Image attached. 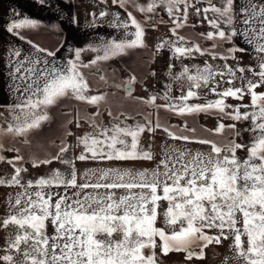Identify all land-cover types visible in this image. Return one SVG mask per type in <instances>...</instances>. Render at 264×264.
Masks as SVG:
<instances>
[{
    "label": "snow or ice",
    "instance_id": "1",
    "mask_svg": "<svg viewBox=\"0 0 264 264\" xmlns=\"http://www.w3.org/2000/svg\"><path fill=\"white\" fill-rule=\"evenodd\" d=\"M38 2L43 5L45 0ZM104 2L107 3V0ZM113 3L124 9L132 6L140 12L151 14H155L158 8L165 10L175 22V27L172 28L174 34L177 28L184 27L187 23L188 8L195 7L190 0H152L146 6L137 4L136 0H113ZM220 3L221 6H216L208 0V7L195 8L196 14L203 12L206 19L209 12L214 14V18L209 19L208 23L215 31L208 32L205 38L231 41L234 37L243 36L245 43L253 46L256 54L254 58L259 68V71L252 67L233 69L226 64V73L232 77L226 82L231 84L236 79V71L243 74L246 70L258 79L255 82L249 79L242 87H228L222 92L211 87L210 91L220 99L209 100L205 104H189L187 102L190 98L198 97L195 89L208 87L210 82L217 83L215 78H223L225 72L215 71L212 64H206L203 68L197 66L196 73L191 74L190 69L185 66L173 79L186 81L187 92H182L178 98L179 103L156 107H164L179 115L218 110L236 121H251L249 130L254 135L250 143H236L233 140L224 146H218L214 141L177 135L165 128L172 139L208 144L211 151L205 154L199 151L193 153L190 149H170L154 169L135 172L111 167L90 169L84 174L85 182L78 183L75 160H154V154L150 150L146 151L139 146V138L145 129L154 132L161 127L158 120L153 126L151 120L145 117L143 124L137 122L135 126L121 127L120 123H116L111 128H102L95 121L99 112L90 116H78V127L79 119H85L96 133H85L77 137L78 145L84 146V152L71 160L64 159L71 146L62 142L55 156L32 159L33 167L50 165L54 161L68 165L71 169L68 174L54 169L48 176L22 183L21 173L27 169L16 167V163L23 161L24 157L16 155L7 161L15 168V174L9 179L0 177V186H19L23 191L17 193L14 204L9 200L10 207L18 211L3 220V227L11 224L17 227L18 232L14 239L8 240L6 254L0 260L5 264H157V238L161 241L163 254L184 251L191 260L194 256L203 259L204 249L208 245L220 244L222 239L232 236L231 247L235 255L226 258L224 264H228L229 259L234 264H264V91H256L264 86V0H246L241 3L239 12L234 11V0H220ZM240 13L243 16L238 19ZM92 15L95 19V13ZM107 15V11L99 13L100 17ZM127 17V20H121L119 13H116L110 23V27L124 29L125 38L111 37L98 45L90 44L86 49H70L74 51L75 58L68 59L62 65L47 59L55 57L56 52L39 46H35L37 55L26 56L24 60L17 61L15 72L20 73L24 68L26 75L22 79L30 80V83L24 87L17 102L8 105L10 119L5 118L6 126L0 124V153L5 151V138L20 139L24 144H29V137L51 120L49 110L65 98L85 102L98 109L101 104L107 103V93L88 94L90 85L82 69L126 55L130 49L147 47L141 23L131 11L127 12ZM221 24L227 25L229 31L222 29ZM239 24L244 27H238ZM39 27L38 20L25 17L9 24L7 31L14 32L23 40L20 29ZM130 27H134L135 31L129 32ZM127 36L133 38L127 39ZM184 43L185 37L178 36L176 41H164L157 47L169 45L177 58L194 53H208L213 59L217 58V54L211 49H201L199 44L186 47ZM84 51H93L97 55L84 64L81 60ZM245 51L246 49L234 45L227 50L228 55L221 58L236 60L235 53ZM44 53L46 56L41 59L39 54ZM11 54L20 57L21 51L16 49ZM25 61L31 67L25 68ZM41 64L45 65L43 69L38 68ZM100 79L105 80V77L101 75ZM239 79L243 81L244 76ZM134 81L133 76L117 87H124L131 97ZM245 94L250 95L251 105H238L233 112L225 111L232 107L225 103V98L242 100ZM164 99H170L168 93H165ZM155 101L156 96H152L142 102L154 104ZM241 107L246 109L243 113L240 111ZM249 108L252 110L248 111ZM108 114L112 116L110 110ZM112 118L117 120L119 116ZM125 119L128 117L125 116ZM235 127L234 124L226 126L220 122L214 132L222 134L225 128L234 130ZM67 135L72 133L68 132ZM127 137H131V143ZM13 150L19 152V149H8ZM237 150H246V157H238ZM5 159L0 154V161ZM33 187L37 190L30 192L29 189ZM61 187L63 192L53 191ZM72 189L75 191L69 195V190ZM89 189L91 191H87ZM162 201L167 202V208L162 213L164 226L157 227V220L161 215L158 209ZM49 226L53 228L52 234L48 232ZM206 229H217L219 234L209 235ZM114 234H119L120 239H113ZM194 246L199 247L200 251H193ZM146 249L149 250L147 255ZM13 250L21 255V260L15 259L11 254Z\"/></svg>",
    "mask_w": 264,
    "mask_h": 264
},
{
    "label": "rangeland",
    "instance_id": "2",
    "mask_svg": "<svg viewBox=\"0 0 264 264\" xmlns=\"http://www.w3.org/2000/svg\"><path fill=\"white\" fill-rule=\"evenodd\" d=\"M213 3L216 6H221L220 0H214ZM237 0H234V4ZM152 0H136V3L139 5L146 6L148 3H151ZM191 4H194L195 7L188 8V19L192 20L197 17L198 22H202L205 24H209L208 20L214 18V14L209 12L207 14V19L205 18L203 12L199 15L193 13L195 8H204L208 7L206 4L194 2V0H190ZM78 9L82 11L83 6L79 2ZM99 3H95V6L89 7L88 3L85 6L88 7V14L86 15L88 19L92 20H106L112 21L113 16L116 13H119L121 19L127 20V12L128 9L121 8L118 4H114L113 0H110V4L108 7L104 5H100ZM131 9H135L141 15H152V19L154 20L155 26L146 25L144 30L145 35L143 37L145 44L147 47L143 48H134L130 49L126 55H121L116 58L110 59L113 67L120 71V77L122 80H129L132 77V72H134V67H138L140 71L145 72V77H141L134 81L135 90L131 97H128L124 91H118L115 88L112 89H104L102 86H92L90 85L89 95H98L101 93H107V103L101 104L99 109L95 106L89 105L85 102H80L72 98H65L61 100L56 106L52 107L49 110V115L51 116V120L53 119V128L49 127L47 130L48 135H53L55 131V121L54 119L65 120V127H59L58 131L65 133L70 130L72 135H68L69 138L66 142L64 140H60L58 138H49L46 143H42V146L45 148L44 153L41 152L38 156V159H45L52 156H55L59 152V148L61 143H66L70 145L69 151L64 155V159H73L74 157H78L82 152H84V146L78 145L77 137L83 136L85 133H93L96 134L91 127L90 123L85 119H79V127L77 126V117H84L96 114L99 112V115L95 116V121L102 128H111L113 124L120 123L121 127L125 125L135 126L137 122L141 124L145 123V117L151 120L152 125L155 126L157 120L159 121L161 127L156 128L154 132H150L147 129L143 133H141L139 138V146L144 150H150L155 159L154 160H130V161H79L75 160V169L77 172L78 183L85 182V173L90 169L97 168H121V169H130L132 171H139L144 169H154L157 164H159L160 160L165 158V153L170 149H179L185 150L190 149L193 153L199 151L202 153H209L211 151V147L208 144H201L197 142H185L182 140H174L172 139L168 133L165 131L167 128L170 132H173L177 135H187L189 137H193L195 139H206L210 141H214L218 146H224L229 142L235 140L236 143H250V139L253 137V132L249 129L251 127V121H236L234 119L229 118L228 116L222 115L218 110H211L207 113L201 112L198 114L192 115H179L176 112L168 110L164 107L157 108V105H165L168 103H179L178 98L181 96L182 92L186 93L188 90V84L186 81H177L174 80L173 77L178 75L185 66L190 69L191 74L196 73V67L199 66L203 68L206 64H212L214 66L215 71L225 72V76L222 78L217 76L215 78L217 83H209L208 87H201L200 89H195L198 92V97L190 98L187 103L189 104H205L209 100L220 99L216 93L210 91L211 87H216L217 92H222L228 87L239 88L246 85L247 80L251 79L253 82L258 79L257 77H253L250 72L247 70L242 74L239 71L235 72L236 79L233 80L231 84L226 81L232 79L226 73L225 65L236 69L237 67H248L255 68L259 71L257 67V60L254 58L255 53H246V52H236L235 56L236 60L229 58L228 60H224L221 57L228 55L227 50L234 46L233 42L230 41H221L217 40H209L206 39V35L209 29L206 27H202L198 30L190 31L189 37L192 39L189 44L187 42L184 43L186 47H192L194 44H199L201 49H211L213 53L217 54V58L213 59V56L204 53L203 55L199 53H194L191 56H184L177 58L173 55V50L169 47V45L165 44L163 48H158L157 45L161 44L164 41H176L177 37L180 36V32L176 30L174 34L171 26H175V22L173 17H170L167 12L161 8H158L155 14L140 12L138 8L128 6ZM94 8V9H92ZM85 9V8H84ZM91 10V11H90ZM94 10V11H92ZM101 11H107L109 15L106 17H100L99 13ZM196 12V11H195ZM93 13H95V19L93 18ZM196 15V16H195ZM169 21L168 24H166ZM170 26V27H169ZM134 32V31H130ZM122 39L121 37H119ZM125 38V37H124ZM132 36H127V39H132ZM183 43V42H181ZM215 45V47H213ZM179 46V44H178ZM86 49V48H84ZM97 53L93 51H84L81 55V60L84 64L89 63V61L93 60ZM74 51H72L68 57H65V62L68 59H74ZM171 66V67H170ZM87 68L82 69L85 77L90 82V78L86 76ZM155 73V74H154ZM244 76V80L239 79L241 76ZM120 79V80H121ZM257 92L264 91V86H261L256 89ZM165 93L169 94L170 99L165 100ZM156 96V101L154 104L143 103V100H148L150 97ZM139 98V99H134ZM225 103L227 105H231L232 107L226 108V112H233L236 106L238 105H251V97L248 94L243 96V99H237L234 97L225 98ZM109 110L112 113V116H109ZM246 109L241 107L240 111L243 113ZM251 111L252 109H247ZM75 112L78 113L76 117V123L72 119L75 116ZM0 124H5L6 119H10V112L8 111V107H0ZM123 113V115H120ZM119 116V119L114 120L112 117ZM125 116L128 119H125ZM123 122V123H121ZM220 122H223L227 125H235V129L225 128L222 134H216L214 130L218 126ZM57 121V126H59ZM76 124V125H75ZM187 129H194L195 131H188ZM57 130V129H56ZM239 133V135H237ZM129 143H131V137H127ZM9 143L4 140V148L2 154L6 159L4 161H0V177L9 179L12 175L15 174V168L9 164L7 161V157L11 156L10 151H8L7 146ZM21 146V144H20ZM22 149V148H20ZM35 154V153H34ZM236 155L241 159L245 158L247 155L246 150H237ZM26 159V158H25ZM23 160L21 163L26 164L29 160ZM32 164V160H30ZM22 165V166H23ZM18 166V165H16ZM38 171H34L33 173L25 174L21 173L22 183H25L29 180L35 181L42 176H48L51 174L52 170L59 169L61 172L68 174L71 169L68 165H63L57 161H54L50 165L41 164L38 166ZM162 170V169H161ZM92 182H95L94 180ZM5 186L0 190V208L1 206L4 209H1L0 213V255L2 250L5 249L4 237L6 233L9 232L17 234L18 229L14 225H9L8 227H3V220L7 218L10 214H15L17 209H13L9 205V200H11L12 204L15 203V199L17 193L22 192L23 189L19 186H10L11 195L10 198L6 199V191ZM30 192H35V187L29 189ZM73 191H75L73 189ZM72 191V192H73ZM91 191V189L87 190ZM103 191V190H101ZM167 208V202H161L158 212L161 215L158 217L157 224L160 227L163 225V215L162 213ZM7 210H10L7 212ZM12 211V212H11ZM239 219V215L237 217ZM239 226V225H238ZM209 235H217V229H206ZM9 239V237H8ZM113 239H120L119 234H114ZM158 243L161 241L158 239ZM233 244V237L229 236L228 239H222L220 244H210L207 248L204 249V258L198 259L195 256L189 260L187 258V253L184 251H179L185 253V256H182L177 251H170L168 253H172L168 256L162 257V261L169 264L184 262V264H224L226 258L234 257L235 251L231 247ZM195 252H199V247H193L192 249ZM161 258V257H160ZM164 259V260H163ZM164 263V264H166ZM228 264H234L232 259L228 260Z\"/></svg>",
    "mask_w": 264,
    "mask_h": 264
},
{
    "label": "crops",
    "instance_id": "3",
    "mask_svg": "<svg viewBox=\"0 0 264 264\" xmlns=\"http://www.w3.org/2000/svg\"><path fill=\"white\" fill-rule=\"evenodd\" d=\"M196 1L197 0H194V2ZM79 2L81 3V6H83L82 11L77 7L79 6ZM214 2V0H211L212 4ZM242 2H246V0L236 1L234 4V11L239 12ZM86 3H88L89 7H92L93 5L95 6V3L108 7L110 0H107V3H105L104 0H45L43 5L40 4L38 0H0V107H8V105L17 102L19 97L23 94L24 87L30 83V80L22 79V77L26 75L25 69L22 68L20 73H16L15 67L17 66L18 60H24V57L26 56L37 55L35 52V46L44 48L47 51L56 52L55 57H47V59L54 61L57 65H62L65 63V57L67 58L72 52L70 49L87 48L90 44L95 46L100 44L102 40L109 39L111 37H116L118 39H120L119 37H125L124 29L110 27V23L112 21H106L103 19H88L86 15L88 14L87 11L89 9L85 6ZM200 3L209 6L208 0H200ZM127 9L128 12L131 11L137 21L141 23L144 30L147 28L146 25L156 27V24L152 19V15L148 14L143 16L135 9H131L130 7H127ZM192 12L196 13L195 9ZM242 16L243 13H240L238 19L242 18ZM25 17L38 20L40 22V27L36 29H20V34L24 36V39L22 40L14 32H8L7 28L13 21H18L24 19ZM196 19L197 17L192 20L188 19L184 27L177 28V31L181 34L180 36L185 37V41H188L187 45L192 40L189 37L190 31H195L198 30V28L201 29L202 27L208 28V31H215L210 24L198 22ZM74 20L76 22H74ZM168 23L169 21L166 24ZM238 27L243 28L244 25L239 24ZM172 28L173 26L170 27V29ZM221 28L226 32L229 31V27L227 25L221 24ZM128 31H135V28L130 27ZM28 41H31L32 43L30 44ZM230 42H233L235 46L246 49V53H255L253 46L247 45L243 36L234 37ZM16 49L21 51L20 57H16L11 54L13 53V50ZM39 55L41 59H43L46 56V53ZM24 63L25 68L31 67L27 61ZM50 66L51 65H49V67ZM44 67L45 65L43 64L38 66L40 69H43ZM17 89H19V91ZM54 121V127L57 130L55 129L53 135L47 134L48 128H53V124H51L53 122L52 119L29 137V144H24L20 139L5 138V140L9 143L7 148L19 149V152L14 150L10 151L11 156H8L7 160L13 159L16 155H21L24 159L26 158L25 160H29V162L26 164L24 163L23 165L21 161H18L16 163L18 166L16 167L27 169V171L24 172L25 174L38 171L39 168L33 167V165L30 164V160L33 158L38 159L40 153L44 151L45 148L42 146V143L49 142L47 140L51 137L58 138L66 142L70 136L67 135L70 130L63 134L58 131L59 127L61 128L66 126L65 120L60 118V120L54 119ZM57 121L60 122L59 126H57ZM5 187V198L8 199L11 195V189L10 186ZM2 189L3 186H0V190ZM35 190L37 189L35 188ZM53 191L63 192V188L53 189ZM72 191L73 189L69 190V195L72 194ZM1 209H4V207L1 206L0 213ZM9 211L10 210H7V212ZM156 226L160 227L159 224H156ZM10 231L7 232L6 236L3 238L6 246L5 249L7 248L8 240L14 239L16 236L14 233H11L10 236ZM48 232L49 234L53 233V228L51 226L48 227ZM104 238L105 237H101V239ZM158 239L159 238H157V240ZM156 243L157 247L155 248V253L157 264H164L166 261L163 262L162 257L168 256L172 253L163 254L160 247L161 242L158 243L156 241ZM5 249L2 250L0 257L6 254ZM179 253L182 256H185V253ZM11 254L17 261L22 259L21 255L16 253L14 250ZM145 254H149V250L146 249ZM0 264H5V262L0 260ZM173 264H184V262L181 261Z\"/></svg>",
    "mask_w": 264,
    "mask_h": 264
},
{
    "label": "flooded vegetation",
    "instance_id": "4",
    "mask_svg": "<svg viewBox=\"0 0 264 264\" xmlns=\"http://www.w3.org/2000/svg\"><path fill=\"white\" fill-rule=\"evenodd\" d=\"M137 68H138L137 66L134 67V69H133L134 72H132V74H133L132 77L134 76L135 80H137L141 77H145V72H142V71H140V69H137ZM85 72H86V76H88L90 78L89 84H91L92 86H96V84H97L98 86H102L106 90L115 88L118 91H120V90L124 91L125 94L128 96L127 91L125 90L124 87H117V85H123L127 80L121 79V77H120L121 72L117 71L113 67V65L111 64V60L100 62L98 66H93L91 68H87L85 70ZM101 75H103L105 77V80L107 83H105V80L100 79ZM134 84L135 83L132 84L133 85L132 94L134 93V90H135ZM77 114L78 113L75 112V116L73 117L74 119H72L74 121V123H76Z\"/></svg>",
    "mask_w": 264,
    "mask_h": 264
},
{
    "label": "water",
    "instance_id": "5",
    "mask_svg": "<svg viewBox=\"0 0 264 264\" xmlns=\"http://www.w3.org/2000/svg\"><path fill=\"white\" fill-rule=\"evenodd\" d=\"M131 87H132V89H133V85H132Z\"/></svg>",
    "mask_w": 264,
    "mask_h": 264
}]
</instances>
